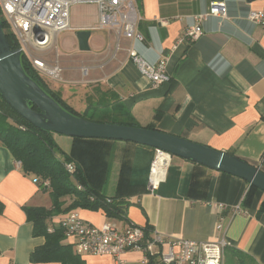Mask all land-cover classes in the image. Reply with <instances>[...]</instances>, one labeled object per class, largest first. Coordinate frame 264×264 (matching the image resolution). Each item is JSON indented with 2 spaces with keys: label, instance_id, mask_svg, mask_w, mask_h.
Masks as SVG:
<instances>
[{
  "label": "crops",
  "instance_id": "obj_1",
  "mask_svg": "<svg viewBox=\"0 0 264 264\" xmlns=\"http://www.w3.org/2000/svg\"><path fill=\"white\" fill-rule=\"evenodd\" d=\"M213 1L225 2L226 17L208 16L200 22L202 34L195 41L177 43L184 30L196 23L194 16ZM137 2L142 41L125 38L115 29H94L98 13L95 24L72 27L74 32L90 30L88 50H79L75 33L60 50L56 36L46 50L53 55L43 58L62 69L60 80H51L50 86L77 112L104 99L108 106L98 109V115L103 113L108 120L153 126L238 156L264 172V25L247 18L250 10L264 14V0ZM74 49L82 53L73 56L70 50ZM128 50L150 63L165 57L169 81L153 85L141 75ZM56 134L52 133L55 143L69 153L72 137ZM123 151L130 152V163L135 159L134 146L123 141L116 144L117 177L113 193L106 196L115 192ZM34 177L22 171L20 161L0 142V264H55L29 261V253L44 243V237L32 234V223L22 207L51 205L49 190L34 183ZM248 186L238 176L172 155L158 187L129 195L120 217H107L102 209L76 208L53 216L48 229L65 214L76 212L94 226L105 222L115 223L119 230L147 226L162 235L195 242L224 239L227 246L264 264V209L259 210L264 191L255 190L245 205ZM71 199L65 197V204ZM216 203L225 205L220 229ZM81 258L86 264L113 263L105 255ZM123 258L126 264H141L142 253L127 251Z\"/></svg>",
  "mask_w": 264,
  "mask_h": 264
},
{
  "label": "built area",
  "instance_id": "obj_2",
  "mask_svg": "<svg viewBox=\"0 0 264 264\" xmlns=\"http://www.w3.org/2000/svg\"><path fill=\"white\" fill-rule=\"evenodd\" d=\"M77 4L95 5L98 21L94 29H115L125 38L138 41L144 39L137 29L142 18L137 0H0L2 17L9 24L21 52L27 56L31 66L39 74L60 80L61 67L57 63L51 65L32 52L38 49L48 50L61 31L71 28L70 7ZM226 15L227 7L224 1L210 2L206 11L194 16L196 23L184 30L177 43L195 41L202 34L200 22L208 16ZM247 18L255 24L264 25V14L261 11L250 10ZM128 54L141 75L150 79L153 85L169 81L165 57H161L156 63H150L133 50H128ZM171 157L166 151L154 149L146 184L148 191H154L163 180ZM64 167L68 173H73V163L67 162ZM32 181L41 188H50L47 179L36 176ZM214 206L218 217L217 228L220 229L225 205L216 203ZM58 224L64 230L66 242L72 244L78 255L109 256L112 264H126L123 254L127 251L142 253L141 264H221L223 251L227 246L224 239L215 242L176 239L157 233L147 226L131 225L125 230H119L112 222L94 226L76 212L65 214Z\"/></svg>",
  "mask_w": 264,
  "mask_h": 264
},
{
  "label": "trees",
  "instance_id": "obj_3",
  "mask_svg": "<svg viewBox=\"0 0 264 264\" xmlns=\"http://www.w3.org/2000/svg\"><path fill=\"white\" fill-rule=\"evenodd\" d=\"M0 20L10 46L19 48V43L11 32L9 24L2 17L1 11ZM20 60L25 73L66 111L91 121L134 126L131 123L108 120L110 118L103 113L98 115V109L108 106L109 102H104V99L95 104H88L83 112H77L65 102L59 91L48 86L23 52ZM32 107L36 109L35 106ZM147 128L154 129L153 126ZM72 139L70 152H63L55 143L51 132L32 125L15 112L0 95L1 144L20 161L24 173L34 174L50 182L49 208L26 205L22 207L27 219L32 223V234L44 237V243L29 253V261L33 263L86 264L85 260L74 251L72 244L65 242L64 230L59 224L54 225L52 231H48V222L52 217L76 208L102 209L107 217H120L129 204L127 201L129 195L147 191L149 162L153 158L154 148L123 141L127 146L135 147V159L130 163L127 158L130 152L123 151L115 192L112 196H106L104 187L109 177L111 156H114L116 144L122 141L86 137H72ZM67 162L74 164L72 174L65 170L64 164ZM257 189L259 188L253 185L248 186L244 195L245 205L250 202L253 192ZM65 197H71V202L65 204ZM2 209L3 205L0 202V213ZM263 209L264 201L259 205V210ZM223 264L256 263L243 251L226 246L223 251Z\"/></svg>",
  "mask_w": 264,
  "mask_h": 264
},
{
  "label": "water",
  "instance_id": "obj_4",
  "mask_svg": "<svg viewBox=\"0 0 264 264\" xmlns=\"http://www.w3.org/2000/svg\"><path fill=\"white\" fill-rule=\"evenodd\" d=\"M89 35V29L75 31L79 50L89 49ZM21 53L20 48L10 46L0 20V95L15 112L35 127L69 137L129 141L160 149L207 168L238 176L264 191V172L238 156L157 129L96 122L66 111L25 73Z\"/></svg>",
  "mask_w": 264,
  "mask_h": 264
},
{
  "label": "rangeland",
  "instance_id": "obj_5",
  "mask_svg": "<svg viewBox=\"0 0 264 264\" xmlns=\"http://www.w3.org/2000/svg\"><path fill=\"white\" fill-rule=\"evenodd\" d=\"M97 20V11H96V7L95 5L92 4H77V5H73L70 7V29L69 30H65V31H61L57 37H56V45L58 49H64V46L66 45L64 42H66V40L68 38H72L74 37V30H73V26L76 24H95ZM92 33L94 31H91ZM73 40V39H71ZM81 51H77L76 49L74 50H70V54H72L73 56L77 55V54H81ZM32 54H34L36 57H41V58H46L48 59L51 55V52H46L45 50H35L32 52ZM42 76V78L45 80V82L50 86V84H52L51 80H54L50 77H47V75L44 74H40ZM51 87V86H50ZM52 89H54V87H51ZM81 100H84V98H80ZM79 99V100H80ZM76 103V101H73L72 104ZM75 105V104H74ZM77 108H80L79 105H75ZM56 136H58V138H61L59 136H64V135H60V134H56ZM114 156H115V152H114ZM114 156H111V161H110V168H109V177L107 180V183L105 184L104 187V193L105 194H112L113 190H114V186H115V181H116V177H117V163L116 160L114 158ZM56 222V220L54 221Z\"/></svg>",
  "mask_w": 264,
  "mask_h": 264
}]
</instances>
